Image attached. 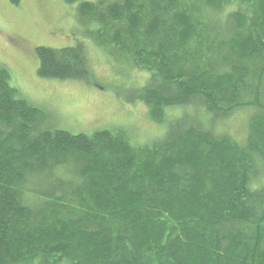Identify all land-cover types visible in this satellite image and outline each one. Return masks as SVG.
Returning a JSON list of instances; mask_svg holds the SVG:
<instances>
[{
    "label": "trees",
    "instance_id": "16d2710c",
    "mask_svg": "<svg viewBox=\"0 0 264 264\" xmlns=\"http://www.w3.org/2000/svg\"><path fill=\"white\" fill-rule=\"evenodd\" d=\"M65 2L112 61L149 74L128 103L155 123L208 117L151 145L71 134L0 68V264H264V0ZM35 53L39 78L89 81L81 44ZM240 111L243 144L212 132Z\"/></svg>",
    "mask_w": 264,
    "mask_h": 264
},
{
    "label": "rangeland",
    "instance_id": "374dc122",
    "mask_svg": "<svg viewBox=\"0 0 264 264\" xmlns=\"http://www.w3.org/2000/svg\"><path fill=\"white\" fill-rule=\"evenodd\" d=\"M119 1L104 0L106 3ZM77 6L78 2L67 4L65 0H20L18 5L0 0V68L8 71L10 85L17 96L39 108L49 119L48 123L52 122L50 126L87 135L122 129L131 144L151 145L164 138L168 125L175 119L208 117L197 109L174 107L166 110L162 123H155L140 101L128 103L131 96L128 90L143 86L149 74L124 62L112 61L98 48L76 21ZM78 44L86 51L88 82L37 76L36 48L60 49ZM246 113L236 112L226 120L212 122L213 128L216 126L212 132L228 133L243 144L250 118ZM260 181L264 183L263 171L254 180L255 185Z\"/></svg>",
    "mask_w": 264,
    "mask_h": 264
},
{
    "label": "bare ground",
    "instance_id": "6f19581e",
    "mask_svg": "<svg viewBox=\"0 0 264 264\" xmlns=\"http://www.w3.org/2000/svg\"><path fill=\"white\" fill-rule=\"evenodd\" d=\"M124 37V36H123ZM160 146V145H159ZM54 174V173H53ZM58 175V174H57ZM55 180V179H54ZM51 182V181H50ZM254 191V190H253ZM85 199V198H84ZM90 214V213H89Z\"/></svg>",
    "mask_w": 264,
    "mask_h": 264
},
{
    "label": "crops",
    "instance_id": "0c3cea01",
    "mask_svg": "<svg viewBox=\"0 0 264 264\" xmlns=\"http://www.w3.org/2000/svg\"><path fill=\"white\" fill-rule=\"evenodd\" d=\"M19 2H20V0H19ZM18 4H19V3H18ZM18 4H17V5H18Z\"/></svg>",
    "mask_w": 264,
    "mask_h": 264
}]
</instances>
